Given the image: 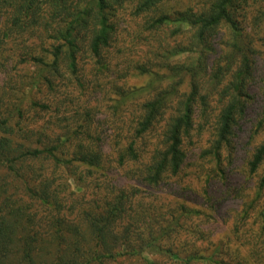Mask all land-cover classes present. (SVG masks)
Wrapping results in <instances>:
<instances>
[{
  "label": "rangeland",
  "instance_id": "1",
  "mask_svg": "<svg viewBox=\"0 0 264 264\" xmlns=\"http://www.w3.org/2000/svg\"><path fill=\"white\" fill-rule=\"evenodd\" d=\"M195 1L202 0H172L168 5L183 8ZM137 2L122 0L109 10L114 30L101 60L81 53L76 73L61 68L60 74H55L54 89L42 92L51 103L47 112L27 109L30 99L41 95L33 88L37 80L31 76L37 79L43 72L20 60L23 55L29 59L32 51L42 53L48 43L43 42L42 27L3 36L0 101L12 109L13 122L19 121L15 108L22 107L26 109L24 121L31 127L39 129L41 123L49 122L51 129H67L73 138L92 141L102 150L100 167L58 168L50 158L35 160L36 168L43 167V175L54 177L49 186L57 198L46 205L28 197L27 207L41 219L55 212L77 219L83 208L99 213L115 195L127 193V213L115 228L118 236L128 230L126 226L131 230L130 244L126 250L121 249L122 253L132 250V245L139 247L142 239H153V243L139 249L138 255L97 258L93 264H184L179 257L190 252L210 255L216 261H209V256L192 264H264V157L255 170L249 169L253 152L264 140V0H247L237 16L239 39L242 37L255 50L247 84L250 97L219 160L209 150L215 115L224 100L218 99L216 85L203 82L205 100L198 99L201 108L196 109V128L184 139L181 169L163 176L156 185L145 182L140 171L142 160L157 143L164 118L137 140L138 159L125 158L119 163L118 149L130 136L138 107L145 99L166 88L171 97L168 105L172 106L188 92V76L180 82L183 73L169 71V65L187 62L189 56L171 55L169 50L188 41L189 33H177L174 22L159 28L151 26L156 11L137 9ZM3 25L1 22L0 30L5 29ZM230 37L229 29L221 27L208 40L201 58L202 64L206 60V76L225 73V83L228 69L239 57ZM198 55L193 52L190 58L195 60ZM204 112H208L207 120ZM73 147L66 140L58 151L70 157ZM165 250L179 256L171 257Z\"/></svg>",
  "mask_w": 264,
  "mask_h": 264
},
{
  "label": "trees",
  "instance_id": "2",
  "mask_svg": "<svg viewBox=\"0 0 264 264\" xmlns=\"http://www.w3.org/2000/svg\"><path fill=\"white\" fill-rule=\"evenodd\" d=\"M171 1L138 0L137 9L156 11L151 26L159 28L174 22L175 25L177 23L174 27L177 33L188 31V41L174 45L169 53L185 54L189 56V60L169 65V71L183 73L180 82L184 75L188 76L189 90L172 106L168 105L171 97L166 88L145 99L138 107L134 127L125 145L118 149L117 157L119 163L125 158L138 159L140 154L137 153V140L144 137L159 118H164L157 143L152 146L147 158L142 160L140 171L141 178L152 185L158 184L163 176L177 174L181 169L185 157L184 139L189 138L196 128V109L201 108L198 99L205 100V94L201 93L203 82L216 85L218 99L224 100L215 115L214 139L209 150L219 160L221 149L230 140L234 127L245 114L250 97L247 84L253 72L255 50L242 37L239 39L238 32L237 16L247 0H202L183 8H172L168 5ZM121 2L122 0H0V23L3 22L5 28L0 30V45L3 36L20 35L35 27H42L41 32L45 33V39L48 38V41L43 40L48 43L43 45L42 53L32 51L30 60L27 55L20 59L29 61L36 70L43 72L37 79L36 75L31 76L37 80L33 88L41 95L30 99L28 110L49 111L51 103L42 96V92L54 89L55 74L59 75L61 68L76 73L81 53H89L98 60L102 59L114 30L109 10ZM223 26L229 29L232 46L239 53L236 65L228 69L226 83L225 73L221 76L219 72H213L211 76H206V60H203L204 65L201 63L203 48ZM193 52H199L195 60L190 58ZM15 109L17 118L23 124L13 122L12 109L0 101V264H93L97 258H115L121 255L130 257L138 255L139 249L149 248L153 239H142L139 247L132 245L129 248L132 250L122 253L128 247L127 244H130L128 240L131 232L126 226L127 222L124 224L128 230L123 234L118 236L115 230L116 223L127 213L128 194L123 191L115 195L113 200L107 201L99 213L83 208L77 219L57 212L41 219L35 212H31L27 207L28 197L46 205H51L57 198L56 192L49 186L54 177L47 173L43 175V167L36 168L35 160L50 158V162L58 168H75L77 165L100 167L102 150L100 145L92 141L73 138L67 129H51L49 122L41 123L39 129L31 127L27 120L24 121L26 109ZM205 109L203 108L204 111ZM204 114L207 120L208 112ZM66 140L74 146L70 157L63 156L58 151ZM263 157L264 140L252 154L250 171L256 169ZM7 176L8 181H3ZM11 178L20 183H10ZM165 252L171 257L179 256L178 252L172 250ZM209 256L190 252L179 258L184 264H192L201 259L206 261L211 257ZM209 261L216 262L212 257Z\"/></svg>",
  "mask_w": 264,
  "mask_h": 264
}]
</instances>
